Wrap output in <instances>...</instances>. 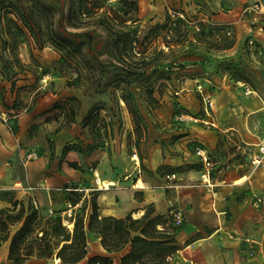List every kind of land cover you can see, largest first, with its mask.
Returning <instances> with one entry per match:
<instances>
[{
  "label": "rangeland",
  "instance_id": "374dc122",
  "mask_svg": "<svg viewBox=\"0 0 264 264\" xmlns=\"http://www.w3.org/2000/svg\"><path fill=\"white\" fill-rule=\"evenodd\" d=\"M46 1L65 10L68 7V0ZM97 1L103 2L102 9L79 15L78 27H68L75 38L82 41L83 57L69 56L50 43L38 48L29 39L25 43L31 51V45L35 50L29 61L24 62L19 49L24 42L12 48L5 32L3 4L6 3L0 0V83L11 82V89L15 90L12 104L29 108L45 93L58 97L52 104L57 109L53 117L59 116L61 126L75 123L79 128L75 144L100 143L98 148L109 154L111 168L128 174L136 185L141 181L137 179L140 172L147 174L151 186L166 185L168 204L160 211L147 204L145 210L150 214L159 213L163 224L157 228L164 226L167 232L174 234L176 241L182 226L174 224L172 212L176 206L171 202L172 188L168 185L171 183L166 180L167 173L178 169L173 158L186 151L182 160L188 155L192 156V161L181 164L193 165L203 173L205 164L197 153L202 150L210 162V177L219 190L226 188V182L221 179L227 165L230 169L237 167L248 174L242 182L235 183V197L239 201L248 200L240 209L238 220L244 224V235L261 242L264 248V201H257L258 197L264 200V161L253 164L251 157L257 145L246 144L247 141L264 140V54L252 59L244 48L248 22L240 8L245 1L220 0L218 5L211 2L209 6L206 1L199 0L200 7L193 13L191 8H196L193 4H199L196 0H180L176 4L168 0ZM179 10L188 11L182 17L184 24L180 23L176 30H168L164 26L168 25V16L173 20ZM220 11L227 15H215ZM7 17L15 18L11 13ZM155 24L163 26L154 28ZM226 29L231 30L230 35L225 34ZM130 39L137 41L130 42ZM257 40L264 45V35H258ZM118 49L125 55L122 63L111 57ZM13 52L18 62L13 59ZM134 61L141 65L140 73L136 77L130 75L134 79L125 85L120 75L125 71L120 68L133 67ZM29 78L30 82L17 83ZM242 82L256 94L246 95ZM3 96L1 90L0 105H6L1 101ZM123 96L128 103H121ZM207 97L212 101L211 108ZM211 122L219 127L239 123L241 135L238 138L218 135L215 145L208 148L203 140L207 138L205 129L211 127ZM9 125L16 129L15 122ZM225 139L227 147L222 146ZM237 144L244 148L237 149ZM232 150L236 153L231 154ZM22 172L20 165V176ZM199 180L202 182L201 177ZM86 203L89 212L90 202ZM81 204L76 205L72 213L77 212ZM225 215L230 218L229 211ZM62 217L63 222L68 221L66 213ZM241 249L239 258L222 252L212 264H259L264 261V258L248 257V244L242 243ZM55 252L41 258L45 260L43 264H59L55 261Z\"/></svg>",
  "mask_w": 264,
  "mask_h": 264
},
{
  "label": "crops",
  "instance_id": "0c3cea01",
  "mask_svg": "<svg viewBox=\"0 0 264 264\" xmlns=\"http://www.w3.org/2000/svg\"><path fill=\"white\" fill-rule=\"evenodd\" d=\"M164 1L166 0H161ZM168 1L176 4L180 0ZM204 1L210 6L211 2L218 5L220 0ZM244 1L251 0H242ZM197 2L199 0H196ZM242 6L243 4L241 8ZM196 11V8H191V13ZM186 13L188 14L187 10ZM220 14L227 15L221 11L215 15ZM244 18L248 22V19ZM221 19L223 21L224 18ZM249 31L248 27L245 35ZM252 33L256 38L258 35H264V32ZM31 48L32 51L35 50L32 45ZM19 49L21 60L28 62L30 57L28 45L24 42ZM30 81L29 78L18 80L17 83ZM0 84L3 87L0 91L2 90L6 103L0 105V209L12 208L11 200L17 199L24 203L35 202L39 209L45 211L51 209L63 215L69 203L68 190L71 186H76L75 190L81 198L74 206L71 205L72 210L86 197L89 201L88 197L93 194L100 215L125 217L130 214L133 218H137L139 216H135L134 213L143 214L147 204L154 205L158 211L164 208V204H168L165 198L166 185L151 186L147 174L140 172L137 179L143 181L144 186H137V182L132 183L128 174L118 171L115 167L111 168L110 157L105 150L95 148L85 151L86 144L81 145L83 148L81 150L75 147L63 150L65 145L73 143L77 135L79 136V128L74 122L70 123L71 126H61L59 116L53 117L57 109L53 108L52 104L59 99L58 97H51L45 93L40 95L31 107L18 108L12 105L15 90L12 91L11 82L6 80ZM9 122L16 123L15 131L11 129ZM210 125L211 127L205 129L208 133L207 138L203 140L208 148L215 145L218 135L220 137L225 135L226 138H230L231 135L238 138V135H241L238 132L239 123L219 127L211 122ZM259 142L260 140L247 141L246 144H255L258 149ZM227 143L225 139L222 146L227 147ZM240 147L241 145L237 144V149ZM178 149L180 150L179 147ZM32 151H36L39 156L35 159H26L25 155ZM184 153L179 152L176 158H173V163L178 169L175 172L176 179L171 183V202L176 206L175 209L181 210L183 223L182 230L176 235L179 248L171 253V259L167 264H212L222 252L226 256L239 258L242 243L247 245L244 238L249 237L244 235V224L238 219L241 214L240 209L248 200L239 201L235 197L234 191L237 190V185L233 181L235 177H245L248 174L239 171L237 167L230 169V165H227L225 176L221 179L226 182V188L217 189L215 204L212 205L209 190L199 180L202 170L193 165L181 164L183 161L189 163L192 161V156L188 155L182 160ZM235 153V150L231 151V154ZM71 162L76 165H71ZM20 165L23 169L21 176L18 173ZM97 176L100 179L112 180L114 184H110L108 188L103 187L96 181ZM227 211L230 212L229 219L225 215ZM19 225L20 223L9 225V237ZM257 242L262 245L261 242ZM8 245L9 238L0 243V264L11 262L7 257ZM88 246L89 255H108L112 258L113 264H120L121 256L129 248L125 246L117 251H107L101 245L100 239L94 236H91ZM58 262L61 264L60 261ZM43 263L45 260L33 256L25 259L21 264ZM71 264H86V257Z\"/></svg>",
  "mask_w": 264,
  "mask_h": 264
},
{
  "label": "trees",
  "instance_id": "16d2710c",
  "mask_svg": "<svg viewBox=\"0 0 264 264\" xmlns=\"http://www.w3.org/2000/svg\"><path fill=\"white\" fill-rule=\"evenodd\" d=\"M2 1L6 3L3 4L7 23L5 32L12 42V48L14 44L28 42L32 39L38 48L50 43L64 50L69 56L77 55L78 57L84 56L81 49L82 41L77 40L68 27H78L79 15H88L89 12L96 11L93 9H102L104 6L103 2L97 0H77L75 5V0H68V7L65 10L64 7H57L46 0ZM10 13L15 18L7 17ZM183 19L176 15L173 20H170L168 16V25L164 24V26L168 30H176L180 23L184 24ZM162 26L155 24L154 28ZM129 41L136 42L137 39ZM122 49L126 50L125 47ZM122 49H118L115 55H111L119 63L125 61ZM29 51L32 56L31 49ZM135 52L141 54V51ZM13 59L18 62L14 52ZM134 64L130 68L125 66L130 69L129 72L127 68H120L125 71L124 74H120L124 77L122 81H125V85H129L140 73L138 71L141 65H138L137 61H134ZM130 75L134 77L130 78ZM119 88L122 89V87ZM122 100L128 103L124 96ZM1 101L4 99L1 98ZM12 130L15 131V129ZM100 146V143L89 144L85 151ZM72 147L78 150L83 149L73 142L65 145L63 150ZM71 165L76 164L71 162ZM75 188L76 186H71L68 190V202L72 206L81 199ZM86 202L88 201L85 199L80 209L77 212H71V215L67 217L68 221L73 222L72 227H67L63 222L61 212L51 216L44 214L45 210L35 207L31 201L24 203L17 199L11 200L12 208L0 209V243L9 238L8 259L14 264H21L25 259L33 256L47 258L56 250L55 256L59 258L61 264L75 263L85 257L86 264H113L112 258L108 255L88 254V242L91 236L98 237L107 251H117L129 246L128 251L121 256L120 264H167L164 261L165 256L179 248L173 233L167 232L164 226L163 229L157 228V225L163 224L159 213L150 214V211L145 210L138 218H133L130 214L125 217L100 215L95 194L89 198V212L86 211ZM15 223H20V225L9 237V225Z\"/></svg>",
  "mask_w": 264,
  "mask_h": 264
},
{
  "label": "built area",
  "instance_id": "2783aa9c",
  "mask_svg": "<svg viewBox=\"0 0 264 264\" xmlns=\"http://www.w3.org/2000/svg\"><path fill=\"white\" fill-rule=\"evenodd\" d=\"M109 1H116V0H109ZM134 1V0H131ZM200 7V4H196V10H198ZM168 13H171L170 9H167ZM241 11L243 15L248 19V27L250 29L249 33L244 38V48L246 52L250 55L252 59L255 58V56L264 54V45H261V43L257 40L256 37L253 36V31H264V0H251V1H245ZM186 13V10H181L176 12V15L180 17H184V14ZM173 15V14H172ZM194 27L198 30L199 26L194 25ZM226 35L231 34V30L226 29L225 30ZM243 85L244 93L246 95H250L252 93H255V91L250 88L248 84H245L244 82L241 83ZM201 85H199V88ZM207 101L209 102V106L211 108L212 101L207 98ZM202 150L197 151L199 155H201L203 163L205 164V171L201 174L202 182L205 184L207 189L209 190L211 194V203L212 205L215 204V200L217 197V189H216V183L213 181V179L210 177V171L208 165L210 162L207 159V156L204 155ZM39 156V154L36 151L28 152L25 157L26 159H35ZM264 161V140H261L258 144V149L252 154L251 162L255 165H258ZM176 179V173L171 172L169 174H166V180L169 183H172ZM96 181L98 182V179L96 178ZM171 186V184H168ZM257 201H264L261 197L257 198ZM35 207H37L35 202H32ZM47 212L53 213L51 209H49ZM72 212V206L70 203L67 204V209L64 211L68 216L71 215ZM173 221L176 226H182L183 223V215L180 209H175L173 212ZM244 241L248 244L247 254L248 257L251 259H257V258H264V248L260 246V244L255 240H250L249 238H244ZM258 244V246H256ZM171 259V254H167L164 258L165 261L169 262ZM259 264H264V261H261Z\"/></svg>",
  "mask_w": 264,
  "mask_h": 264
},
{
  "label": "bare ground",
  "instance_id": "6f19581e",
  "mask_svg": "<svg viewBox=\"0 0 264 264\" xmlns=\"http://www.w3.org/2000/svg\"><path fill=\"white\" fill-rule=\"evenodd\" d=\"M256 32H264V31H258V30H255ZM121 103H124V101L121 99ZM97 173V172H96ZM97 179H98V182L103 186V187H107L110 185V184H114V182L112 180H106V179H100L99 176H97ZM244 179V176L243 177H239V178H236L233 182L234 183H240L242 182ZM137 186H143V182H139L137 184ZM135 216H140L142 213L139 212V213H134ZM67 222V223H66ZM64 221V223H66L67 227H72L73 225V222L71 221ZM55 261L58 262L59 261V258L58 257H55Z\"/></svg>",
  "mask_w": 264,
  "mask_h": 264
}]
</instances>
